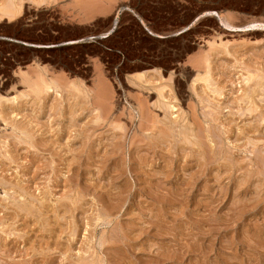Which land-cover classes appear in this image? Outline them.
Listing matches in <instances>:
<instances>
[{
    "label": "rangeland",
    "instance_id": "1",
    "mask_svg": "<svg viewBox=\"0 0 264 264\" xmlns=\"http://www.w3.org/2000/svg\"><path fill=\"white\" fill-rule=\"evenodd\" d=\"M218 1L0 0V264H264V30L134 15Z\"/></svg>",
    "mask_w": 264,
    "mask_h": 264
},
{
    "label": "water",
    "instance_id": "2",
    "mask_svg": "<svg viewBox=\"0 0 264 264\" xmlns=\"http://www.w3.org/2000/svg\"><path fill=\"white\" fill-rule=\"evenodd\" d=\"M121 9L123 10H128V11H131V8H129L128 6H123ZM207 12H212L214 13V17L218 20L219 24L221 26H223L221 23H220V19H219V15L224 12V9H218V8H211L210 10H207L205 12H201V13H198L197 15H195L186 25L184 26H180L178 29H176L175 31L173 32H163V34L161 33H155V32H152L150 31L145 25H144V22L143 20L137 15V14H134L135 17L138 19L139 23L141 24V26L144 28V30L149 33V35L155 37V38H158V39H169L171 37H178V36H181V35H184L186 34L187 32H189L192 27L199 21L201 20L202 18L204 17H207L208 15ZM117 26H118V22H117V17L116 15L114 16L112 22H111V28L108 32L106 33H110L109 35H103L104 33L102 34H97V35H91V36H88L86 38H83L81 39L82 41H97V40H105V39H108L114 32L115 30L117 29ZM0 40L1 41H8V42H11V43H16V44H21L25 47H30V48H36L34 47L33 45H30V44H33V43H29V42H26V41H22V40H19L18 38H16L15 36L13 35H6V34H1L0 33ZM55 46L54 47H48V48H56V47H59V46H64L63 43H60V44H54ZM37 48H40V47H37Z\"/></svg>",
    "mask_w": 264,
    "mask_h": 264
},
{
    "label": "bare ground",
    "instance_id": "3",
    "mask_svg": "<svg viewBox=\"0 0 264 264\" xmlns=\"http://www.w3.org/2000/svg\"><path fill=\"white\" fill-rule=\"evenodd\" d=\"M12 6V5H11ZM14 8V7H13ZM19 9V8H18ZM13 11V10H12ZM21 12V11H20ZM17 14V13H16ZM10 15V14H9ZM19 15V14H18ZM206 15H208V16H214L215 14L214 13H212V12H207V14ZM12 16V15H11ZM10 16V17H11ZM17 16V15H16ZM20 16V15H19ZM13 17H14V14H13ZM15 18V17H14ZM221 18V19H220ZM219 19L221 20L220 21V23L221 24H223L224 25V27H226L227 29H229V30H235V29H239V30H248V31H262V30H264V24L263 23H255V24H252V25H249V26H247V27H244V28H235V27H233V26H230L229 24H226V23H224L223 22V20H222V17L219 15ZM110 33H104L103 35H109ZM82 41V40H81ZM78 43H80V41H71V42H68L66 45H72V44H78ZM30 45H32V44H30ZM34 47L36 46V45H33ZM55 45H46V46H43V45H38V47H54ZM226 46V45H225ZM227 47V46H226ZM216 48V47H215ZM225 48V47H224ZM226 50V49H225ZM251 74V73H250ZM206 78V77H205ZM204 78V79H205ZM207 79H208V77H207ZM209 79H212V77L211 78H209ZM247 82H249V79H245ZM254 80V79H253ZM43 85V84H42ZM257 85V84H256ZM45 86V85H44ZM48 89L50 90V89H52L51 87H50V85L48 86ZM253 94V93H252ZM248 97H250V96H248ZM3 99V98H2ZM252 99V98H251ZM4 101V100H3ZM12 102H13V99H12ZM1 105H2V100H1ZM0 107H2V106H0ZM175 108V107H174ZM1 110V109H0ZM252 112V111H251ZM176 113V112H175ZM2 115V111H0V116ZM173 115H174V112H173ZM7 116V115H6ZM177 118V117H176ZM175 118V119H176ZM3 119V118H2ZM7 120V119H6ZM177 120H178V118H177ZM176 120V121H177ZM6 123V122H5ZM175 124V123H174ZM194 132V131H193ZM164 135H166L165 133H164ZM163 135V136H164ZM167 136H169L168 134H167ZM209 148V147H208ZM24 193V192H23ZM20 197H22L21 195H20ZM14 199V198H13ZM38 200V199H37ZM41 200V199H40ZM22 201H24V200H22ZM27 205V204H26ZM4 207V206H3ZM36 207V206H35ZM22 208V207H21ZM59 208V207H58ZM26 209H28V208H26ZM21 211H22V209H21ZM20 211V212H21ZM24 211V210H23ZM29 211V210H28ZM18 212V211H17ZM19 212V213H20ZM62 214V213H61ZM59 216V215H58ZM26 234V233H25ZM27 238V237H26ZM55 242V241H54ZM1 243V242H0ZM51 250V249H50Z\"/></svg>",
    "mask_w": 264,
    "mask_h": 264
},
{
    "label": "trees",
    "instance_id": "4",
    "mask_svg": "<svg viewBox=\"0 0 264 264\" xmlns=\"http://www.w3.org/2000/svg\"><path fill=\"white\" fill-rule=\"evenodd\" d=\"M226 1L225 0H219L218 2H215L214 3V8H218V9H222V8H224L225 6H228L227 4L228 3H225ZM146 20H148L147 19V17L145 16V15H142ZM117 33V30L109 37V38H113L114 36H115V34ZM111 49H113L112 47H111ZM114 50V49H113ZM148 61H149V63H150V65L151 66H153L154 64H155V62H157V61H155V59H148ZM160 64H164L163 62H160Z\"/></svg>",
    "mask_w": 264,
    "mask_h": 264
},
{
    "label": "crops",
    "instance_id": "5",
    "mask_svg": "<svg viewBox=\"0 0 264 264\" xmlns=\"http://www.w3.org/2000/svg\"><path fill=\"white\" fill-rule=\"evenodd\" d=\"M108 48V47H107ZM110 52H115V53H119V51H116V50H112V49H108ZM121 54V53H120Z\"/></svg>",
    "mask_w": 264,
    "mask_h": 264
}]
</instances>
